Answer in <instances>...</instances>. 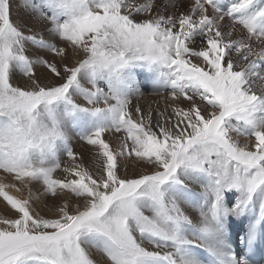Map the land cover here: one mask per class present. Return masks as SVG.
I'll return each mask as SVG.
<instances>
[{"label": "snow or ice", "instance_id": "6c2138e0", "mask_svg": "<svg viewBox=\"0 0 264 264\" xmlns=\"http://www.w3.org/2000/svg\"><path fill=\"white\" fill-rule=\"evenodd\" d=\"M14 7L49 25L63 46L26 34ZM25 41L46 46L45 55L30 59ZM137 63L164 69L163 90L153 93L171 97L173 118L157 112L154 131L152 112L133 110L138 89L92 84L88 103L110 121L84 138L99 146L98 171L77 164L66 179L53 178L60 163L31 171L21 183L42 181L53 198L47 218L31 195L13 197L15 205L0 195L15 210L0 214V264H220L224 220L264 191V0H0V171L16 168L2 157L17 116L66 98L82 70H106L119 83ZM112 130L126 134L119 150L101 139ZM231 191L239 196L229 208Z\"/></svg>", "mask_w": 264, "mask_h": 264}, {"label": "bare ground", "instance_id": "6f19581e", "mask_svg": "<svg viewBox=\"0 0 264 264\" xmlns=\"http://www.w3.org/2000/svg\"><path fill=\"white\" fill-rule=\"evenodd\" d=\"M32 2L38 3L39 0H32ZM18 10L20 11L22 15H26L23 8L18 7ZM41 11L47 12V14L51 15V11L47 7L42 8ZM42 26H43L44 33H46V41H48L49 43H56L57 46H63L61 42H59L58 40H54L55 36L49 30L50 28L49 25L38 24V28ZM77 35L70 36L69 39H73V42H75L77 39ZM45 49H46V46H45ZM68 51L71 53L70 46L68 48ZM77 60L78 58L74 54H72L70 57V60L68 61V64L75 66L77 63ZM82 71L88 74V81L90 82V84L89 83L87 84L89 88L92 87V84H95L99 88L103 89L105 93H107L110 90L127 92L129 87L131 86V87L138 89L139 92L143 93L142 96L134 97L132 99L133 110L135 109L136 106H139L143 112L151 111L153 114V124L151 126L154 131H158V129L156 128V119H157L156 113L157 112L166 113V117L169 120L173 118L172 108L175 105L172 104L171 97H169L165 91H162L159 95L153 93V91L156 90L158 87L161 88V90H163L164 77L162 73L164 69H158L155 67L148 68V67L143 66L140 63H137V64H134L122 70L121 81L119 83H117L116 79L110 76L106 70L98 72L96 74H93L92 71L88 69H85ZM19 74L20 73H18V75ZM76 89H77V86H76ZM88 94L89 93H86V98L84 102L86 106L90 107L91 109L92 105L88 103ZM181 99H183V97H181ZM68 103L69 102H67V104ZM105 112L107 111L103 110L99 114V116L102 118L101 119L102 121L99 123V125L101 126L108 125V123L105 121V116H104ZM82 114H83V111H82ZM45 117L46 115H42L41 117H39V119H41L43 124L46 125L48 128H54L51 123V120L49 118L45 119ZM2 119L3 118H0V120ZM81 119L83 120L81 123V130L87 132L88 135L92 134L96 130L97 125L89 124L90 120H87L85 117L84 118L80 117V120ZM125 135L126 134L123 131L121 132L115 131V134L111 131H108V132L102 133L101 139L104 140L105 143L109 144L110 150H113V149L119 150L120 146L124 143ZM128 143L130 144L131 142L129 141ZM33 151L34 150H30V154L32 158L34 159L35 153H33ZM126 158L127 157H125V159ZM95 165H99V166H97L93 170V172L98 171L101 165L100 159L96 161ZM124 171H125V168L123 165H121V174H123ZM127 171L129 174H132V167L129 166ZM137 171H139V169H137ZM30 172H31L30 169L19 168V167L11 168L8 170V172L0 171V195H4L9 200V202L12 203L13 205L17 203V200L13 199V197L18 198V199H23L31 195L30 203L32 204V207L35 210L40 211L41 214L45 215L47 218V216L50 215V213H48V208L52 204L53 198L50 195L48 196L44 195V188H43L42 181L31 182L27 188H23V184L21 183V181L25 177H27ZM60 175H61L60 173H57L56 176L53 175V178L60 179L61 178ZM18 187L20 188L19 191H17ZM197 191H198V188L196 186H193V188L188 192V195L193 200H196L198 198ZM238 196H239V193H237L236 191L225 193V197H224L225 203L227 204L229 208L232 206V204L235 202ZM262 203H264V191L258 189L256 192L252 194V198L249 204L245 207L244 211L241 214L228 215L226 217L222 225V231H221V237H220L222 241V251L219 256L220 264H229V255H228L229 252L236 260L245 261L243 251L238 249V244L236 240L237 234L240 232L248 233V230L250 228V225L253 219L255 218V216L260 215V211H261L260 205ZM4 209H7L9 213L15 211L11 209L10 205H7V202L4 201L2 197H0V214H3ZM188 214L190 215V217L194 219L198 218V215H199L198 212L193 211L191 208H189ZM232 234H235V235L233 236ZM229 235H231L230 239H229ZM259 242H260L261 248L264 249V218L260 226ZM92 252H93L94 259L99 257V252L97 249L93 248Z\"/></svg>", "mask_w": 264, "mask_h": 264}, {"label": "rangeland", "instance_id": "374dc122", "mask_svg": "<svg viewBox=\"0 0 264 264\" xmlns=\"http://www.w3.org/2000/svg\"><path fill=\"white\" fill-rule=\"evenodd\" d=\"M13 3L14 5L19 4L20 0H13ZM25 14L26 15H22L18 10V7H14L12 14L13 22L20 23L22 25V30H24L26 34L36 32L37 39L42 38L43 41H46V33H44L43 31V26L38 28V24H36L33 20L32 13ZM25 48L27 50L26 55H28L30 59H33V61H35V56L33 54L42 56L45 55L46 52L45 46H41L39 42L33 43L30 41H25ZM58 59L59 58H57V61L55 62H58ZM37 67H39V65H37ZM18 73H20L19 70H17V75ZM56 82L59 83L58 78ZM87 83L90 84V82L88 81V74L81 71L78 74L76 84H74L70 88L71 90L69 89V92L66 94V98L52 101L47 110H45L43 106H40L38 110V112L46 115L45 119L49 118L51 120L53 127L58 131L59 135L43 145L42 151H40L39 153L35 149H32L34 150L33 153H35L34 159L42 160L41 167H51L57 163H60V168H58L53 173V175L55 176L57 175V173H60V179H66L70 175L69 173L64 171L65 168L71 169L75 165L79 164L82 167L88 168L90 171H93L97 166H99L95 165L96 161L100 159L99 146L88 144L84 138L88 137L89 135L87 132L81 130V123L83 120H80V117H85L87 120H90L89 124L91 125L96 124L97 127L105 126L99 125V123L102 121V118L99 116L100 113H94L92 111V106L90 109V107L86 106L84 102L86 93H89L90 89ZM69 101H71V103ZM67 102H69L70 104H67ZM104 116L105 121L109 123L110 121L107 119L108 113L105 112ZM96 120L98 121V123ZM111 132L115 134V130H112ZM70 148L73 149V157L67 156V151ZM235 234L232 235L234 236ZM230 236L231 235H229V239Z\"/></svg>", "mask_w": 264, "mask_h": 264}, {"label": "clouds", "instance_id": "9594fccd", "mask_svg": "<svg viewBox=\"0 0 264 264\" xmlns=\"http://www.w3.org/2000/svg\"><path fill=\"white\" fill-rule=\"evenodd\" d=\"M43 113L37 112L32 116H17L11 125L5 129L6 139L10 144V152L2 159L5 163L11 161L16 167L39 171L42 160H35L30 150L42 151L43 145L59 135L55 128H48L39 119Z\"/></svg>", "mask_w": 264, "mask_h": 264}]
</instances>
